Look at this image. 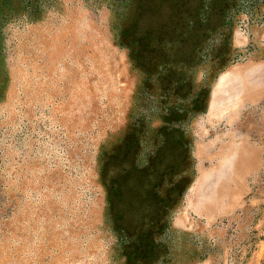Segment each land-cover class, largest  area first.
<instances>
[{"label":"rangeland","instance_id":"rangeland-1","mask_svg":"<svg viewBox=\"0 0 264 264\" xmlns=\"http://www.w3.org/2000/svg\"><path fill=\"white\" fill-rule=\"evenodd\" d=\"M252 60L264 0H0V264H264Z\"/></svg>","mask_w":264,"mask_h":264},{"label":"crops","instance_id":"crops-1","mask_svg":"<svg viewBox=\"0 0 264 264\" xmlns=\"http://www.w3.org/2000/svg\"><path fill=\"white\" fill-rule=\"evenodd\" d=\"M227 93L232 104L226 105L230 109H248L254 113L257 109H264V61H251L243 70V88L212 89V99L216 95ZM213 107V106H212ZM220 107H224L220 105ZM253 115V120L247 123L244 119L242 126L232 123L226 129L227 155L243 158V169L247 173L260 170L264 156V120ZM221 132V131H220ZM222 133V132H221Z\"/></svg>","mask_w":264,"mask_h":264}]
</instances>
